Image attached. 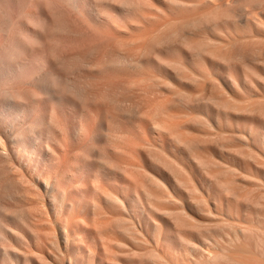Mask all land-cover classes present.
<instances>
[{
	"label": "bare ground",
	"instance_id": "6f19581e",
	"mask_svg": "<svg viewBox=\"0 0 264 264\" xmlns=\"http://www.w3.org/2000/svg\"><path fill=\"white\" fill-rule=\"evenodd\" d=\"M235 176L264 191V0H0V264H260Z\"/></svg>",
	"mask_w": 264,
	"mask_h": 264
},
{
	"label": "rangeland",
	"instance_id": "374dc122",
	"mask_svg": "<svg viewBox=\"0 0 264 264\" xmlns=\"http://www.w3.org/2000/svg\"><path fill=\"white\" fill-rule=\"evenodd\" d=\"M28 9V11H30L31 10V8H27ZM241 25H243V22H241ZM263 62V61H262ZM177 92H179V88H177V89H175L174 90V92H172V93H170L169 94V98H171V99H173V100H177V97H175L176 96V93ZM172 94H173V96H174V98H173V96H172ZM240 96V98L241 99H245V100H248V97H247V95L246 94H240L239 95ZM244 97V98H243ZM247 98V99H246ZM250 98V100L252 101L253 100V102L255 101L252 97H249ZM252 98V99H251ZM214 149V148H213ZM213 149H211V150H206L205 152V154L207 155V154H210L209 156L207 155V157H209V158H211V157H213L215 160H218V162H220V163H226L227 161V163L226 164H228L229 166H232V165H234L235 164V162L233 161V160H231V158H229V157H222L221 158V156H220V153H219V151L220 150H217L216 148V150H213ZM237 151V150H236ZM170 154L172 153V152H169ZM174 153V152H173ZM237 153V152H236ZM212 155V156H211ZM216 156V158H215V156ZM211 156V157H210ZM213 158H211V159H213ZM229 158V159H228ZM228 159V160H227ZM223 160V161H222ZM231 164V165H230ZM244 182V183H243ZM240 183H242V187H245V188H243L245 191H246V193H248V194H244L245 192H244V190L242 189V187L241 186H239L238 184H240ZM247 185V186H245V185ZM253 184V185H252ZM251 184V182H246V181H242V180H239L236 176H235V187L237 188V189H240L239 187H241V189L243 190H238V193H240V195L241 196H244V197H249V198H258V197H260V194H262V193H264V191H263V189L262 188H260V187H258V185H257V183H252ZM238 185V186H237ZM241 185V184H240ZM247 187H248V189H247ZM251 188H252V190H251ZM258 188V189H257ZM249 190H250V192H249ZM253 191H254V193H253ZM244 192V193H243ZM251 194H252V197H250L251 196ZM254 194V195H253ZM263 204H264V201H263ZM251 208H252V214H255V212H264V210H262L261 208H259L258 206H251ZM259 210H261V211H259ZM201 216L202 215H204V216H199V215H197V217H196V219L198 220L199 218V220H198V222L200 223V225H202L200 228L203 230V229H205V227H211L212 229L213 228H217V223H216V221L217 220H219V219H214L213 217H211L210 215H206V214H200ZM203 218V219H202ZM213 219V220H212ZM200 220H202V221H200ZM214 221H215V223H214ZM213 222V223H212ZM198 223V224H199ZM215 229H213V231H214ZM126 249H120V253L122 252V251H125ZM117 251V250H116ZM115 251V252H116ZM119 252V251H118ZM117 253V252H116ZM255 261V260H254ZM256 263H258V262H260V264H264V261L262 260H258V262H257V260L255 261ZM262 262V263H261Z\"/></svg>",
	"mask_w": 264,
	"mask_h": 264
}]
</instances>
